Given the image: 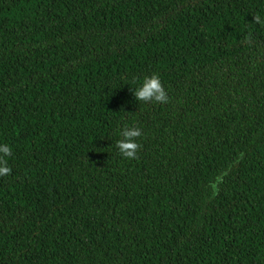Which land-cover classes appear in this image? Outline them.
I'll use <instances>...</instances> for the list:
<instances>
[{
	"label": "trees",
	"instance_id": "trees-1",
	"mask_svg": "<svg viewBox=\"0 0 264 264\" xmlns=\"http://www.w3.org/2000/svg\"><path fill=\"white\" fill-rule=\"evenodd\" d=\"M0 143V264H264V0H0Z\"/></svg>",
	"mask_w": 264,
	"mask_h": 264
},
{
	"label": "clouds",
	"instance_id": "clouds-1",
	"mask_svg": "<svg viewBox=\"0 0 264 264\" xmlns=\"http://www.w3.org/2000/svg\"><path fill=\"white\" fill-rule=\"evenodd\" d=\"M254 22L259 23L260 18L254 17ZM135 100L137 102H167L168 96L161 83L158 74H152L144 78L140 83L132 90ZM122 139L117 140L116 148L119 154L126 159H134L139 149V144L136 142V138L141 136V130L135 126H125L121 131ZM12 148L7 143H0V176H6L10 174L11 168L7 166L6 157L11 156ZM222 176H217L215 181L210 184L213 192H215L217 185L222 182Z\"/></svg>",
	"mask_w": 264,
	"mask_h": 264
}]
</instances>
